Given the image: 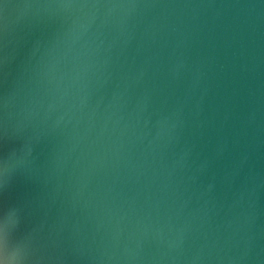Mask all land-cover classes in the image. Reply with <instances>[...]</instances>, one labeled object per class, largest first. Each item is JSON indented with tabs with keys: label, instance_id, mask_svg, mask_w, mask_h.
<instances>
[{
	"label": "water",
	"instance_id": "obj_1",
	"mask_svg": "<svg viewBox=\"0 0 264 264\" xmlns=\"http://www.w3.org/2000/svg\"><path fill=\"white\" fill-rule=\"evenodd\" d=\"M0 264H264V0H0Z\"/></svg>",
	"mask_w": 264,
	"mask_h": 264
}]
</instances>
